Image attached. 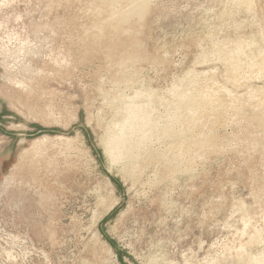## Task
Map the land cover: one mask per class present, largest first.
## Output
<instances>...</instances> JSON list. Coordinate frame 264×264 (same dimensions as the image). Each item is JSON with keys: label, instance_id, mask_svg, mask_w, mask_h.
<instances>
[{"label": "rangeland", "instance_id": "rangeland-1", "mask_svg": "<svg viewBox=\"0 0 264 264\" xmlns=\"http://www.w3.org/2000/svg\"><path fill=\"white\" fill-rule=\"evenodd\" d=\"M141 104L157 135L112 161ZM263 254L264 0H0V264Z\"/></svg>", "mask_w": 264, "mask_h": 264}, {"label": "bare ground", "instance_id": "bare-ground-1", "mask_svg": "<svg viewBox=\"0 0 264 264\" xmlns=\"http://www.w3.org/2000/svg\"><path fill=\"white\" fill-rule=\"evenodd\" d=\"M101 10V9H100ZM225 55V54H224ZM243 58V57H242ZM239 63V62H238ZM254 64V63H253ZM233 66V65H232ZM255 68V66H254ZM236 71V70H235ZM234 72V70H233ZM185 81V80H184ZM190 84V83H189ZM192 88V87H191ZM177 89V88H176ZM196 90V89H195ZM136 92V91H135ZM196 92V91H195ZM194 92V94H195ZM205 92V91H204ZM215 92V91H214ZM145 93V92H144ZM190 93V94H189ZM187 93L186 90L180 89L176 92L177 109H181L182 106L187 104H194L193 109L199 110L206 107L204 100H199L197 95H191V91ZM202 93V92H201ZM197 94V93H196ZM210 95V94H209ZM200 96V95H199ZM204 96V95H203ZM120 97V96H119ZM216 97V96H215ZM150 98V97H148ZM201 98V97H200ZM154 99V98H153ZM133 101V100H132ZM175 101V100H174ZM210 101V100H209ZM173 102V101H172ZM131 103V102H129ZM167 103V102H166ZM136 105V103H134ZM138 104V103H137ZM170 104V103H169ZM210 104V103H209ZM142 105V104H141ZM150 105H152L150 103ZM149 104L142 106H133L128 108L126 114H124L122 122H119V128L110 135L107 142L108 153L113 160L122 158L125 154H133L134 148L141 145H147L153 137L158 133V128L155 125L152 117V110ZM154 105V104H153ZM208 105V104H207ZM172 108V107H171ZM185 109V108H183ZM191 109V108H190ZM205 109V108H204ZM203 109V110H204ZM172 110V109H171ZM125 111V110H124ZM192 111V110H191ZM190 111V112H191ZM200 111V110H199ZM180 112V111H178ZM194 112V111H193ZM125 113V112H124ZM177 114V113H175ZM188 114V113H187ZM166 115V114H165ZM181 115V112H180ZM176 116V115H175ZM179 116V115H178ZM177 116V117H178ZM185 116V115H184ZM180 117V116H179ZM178 117V118H179ZM116 118V117H115ZM166 119V118H165ZM192 120V119H191ZM157 121V120H156ZM174 121V120H173ZM176 121V119H175ZM113 123V122H112ZM171 123V122H170ZM173 123V122H172ZM177 125V124H175ZM180 126V125H179ZM161 127V126H160ZM178 129V126H177ZM163 134L169 135L173 133L174 125H166L160 129ZM108 131V130H107ZM175 131V130H174ZM179 130H176V132ZM185 131V130H184ZM160 132V131H159ZM181 132V131H180ZM161 133V134H162ZM179 133V132H178ZM177 134V133H176ZM185 134V133H184ZM106 135V134H105ZM174 136V135H171ZM176 135L175 137H177ZM109 137V136H108ZM176 139V138H175ZM160 140V139H159ZM183 140V139H182ZM185 140V139H184ZM179 142V141H178ZM182 142V141H181ZM164 143V142H163ZM179 144V143H178ZM182 144V143H181ZM160 145V144H159ZM162 146V145H161ZM174 146V145H172ZM151 149V148H150ZM153 149V148H152ZM147 150V149H146ZM136 157V156H135ZM150 157V156H149ZM148 157V159H149ZM130 160V159H129ZM141 160V159H140ZM179 160V159H178ZM139 161V160H138ZM137 162V161H136ZM131 170V169H130ZM244 249V248H242ZM244 253V252H243ZM263 253V252H262ZM243 255V254H242ZM249 257V255H248ZM256 257V256H255ZM250 260L249 264H264V254L260 257Z\"/></svg>", "mask_w": 264, "mask_h": 264}]
</instances>
